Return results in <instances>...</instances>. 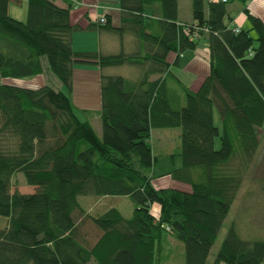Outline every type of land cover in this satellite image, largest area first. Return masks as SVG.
<instances>
[{"label":"trees","instance_id":"1","mask_svg":"<svg viewBox=\"0 0 264 264\" xmlns=\"http://www.w3.org/2000/svg\"><path fill=\"white\" fill-rule=\"evenodd\" d=\"M72 1L27 0L21 20L9 11L21 0H0V77L44 74L45 57L59 80L58 88L0 80V264H174L181 249L184 264H205L242 182L225 164L259 145L264 19L248 0H238L247 27L231 22L234 0H191V20L178 19V0H118L119 25L105 15L82 25L71 21ZM97 27L131 32L144 51L73 48L74 30ZM201 36L208 71L192 86L170 65ZM77 63L99 67L100 134L92 110L72 99ZM122 64L135 75L111 69ZM156 127L179 128L166 167L152 149ZM18 172L33 190L13 185ZM164 173L191 189L155 186ZM80 194L127 195L132 211L88 207ZM211 264H264V238L242 236L232 220Z\"/></svg>","mask_w":264,"mask_h":264},{"label":"rangeland","instance_id":"2","mask_svg":"<svg viewBox=\"0 0 264 264\" xmlns=\"http://www.w3.org/2000/svg\"><path fill=\"white\" fill-rule=\"evenodd\" d=\"M74 1V0H73ZM249 1V0H248ZM248 1L246 2L248 6ZM14 3V2H13ZM240 1L234 0L230 2V14L232 17L231 22H236L241 24V17L246 20V16L244 11L237 8ZM10 12L15 15L14 17L19 18L21 20H26L27 15V0H21L20 3L15 2ZM252 6V5H251ZM249 7V6H248ZM253 7L255 10H262L264 14L263 7L258 3V0L253 2ZM255 12V11H254ZM240 13V14H239ZM12 15V16H13ZM248 26V21H245L243 27ZM253 36H255V31L252 30ZM256 44V41L253 42ZM44 63L46 65V70L44 74H38L31 78H14V77H3L5 80L19 83V84H41L46 82L47 84L52 85L55 88H58L59 80L58 78L51 72L47 67L46 58L44 57ZM115 73H123L125 75H135L136 70L131 65L122 64L119 66H113L111 68ZM0 77V80L3 79ZM200 77L195 83L201 80ZM57 79V80H55ZM91 88L86 89V92L90 93V101L88 103L79 101L83 99L84 93L73 95L72 99L75 105L77 106H88L89 109L92 110L91 113V122L93 126L97 130L98 134L101 133V123L99 116L97 114V107H99V96L94 94L95 85L91 83ZM97 92L98 83H97ZM62 90H65V87H61ZM81 97V98H80ZM80 98V99H79ZM83 102V103H82ZM78 114L81 118L86 117L87 115H83L82 112L78 111ZM263 129V130H262ZM259 130V145L254 155L251 156L250 159H245L239 150L234 153L233 157H231L225 167L229 171H240L242 175V182L240 187L236 193V196L230 206V209L217 233V236L211 246L210 252L207 256L205 264H211L214 253L218 249L220 242L228 228L229 223L234 220L238 224V231L244 237L251 238L252 236H259L264 238V124L263 128ZM151 145L153 152L159 156V167L168 166V158L167 155L169 153L174 152L179 145V128L178 127H156L152 130L151 137ZM197 170H195V174L197 175ZM153 184L157 187L160 186H177L183 189H191L190 181L181 180L173 177L169 173H164L159 176L153 177ZM15 181V182H14ZM13 185L21 189L22 191H31L34 189L32 184H28L25 181L24 174L22 172H18L16 176H13ZM92 194H80L78 198L84 202V204L88 207L100 208L102 209L105 205L113 204L116 205L123 214L130 215L132 211V202L127 195H107L102 197H94ZM102 206V207H101ZM4 223V218L0 216V224ZM180 242V241H179ZM181 243V242H180ZM173 244L175 245V241L173 240ZM183 250L181 249V253L177 252L174 258V264H184L183 259ZM171 260L168 259L166 264H169Z\"/></svg>","mask_w":264,"mask_h":264},{"label":"crops","instance_id":"3","mask_svg":"<svg viewBox=\"0 0 264 264\" xmlns=\"http://www.w3.org/2000/svg\"><path fill=\"white\" fill-rule=\"evenodd\" d=\"M55 1L61 5H66L70 0ZM254 1H248L249 9L252 12L255 11L254 13L264 19V14L263 12L261 13L262 10H255L253 7ZM72 2L70 10L72 22H80L82 25H86L90 20H97L101 15H105L106 19H109L113 25H119L121 22V9L118 5V0H74ZM258 3L264 9V0H258ZM12 5L14 3L9 5V11L13 7ZM237 8L239 10L242 9L240 4L237 5ZM178 19L191 20V0H178ZM239 20H241L239 25L243 26L246 21L245 17H241ZM234 23L235 25L238 24ZM71 42L75 50H100L103 52L144 51L142 42L131 32L118 33L107 27L74 30L71 35ZM208 51L207 39L201 36L198 38L194 48H187L178 52V62H171L170 67L185 83L195 86L199 81L195 82L208 71ZM169 57L172 60L175 57V53H170ZM91 83L95 85L94 94L99 96L96 86L98 83L99 90L98 65L95 63L75 64L72 94L77 96V94L84 93L82 94L83 99L79 101H86L87 103L90 101V93L86 92V89L91 88ZM215 119H218L217 112H215Z\"/></svg>","mask_w":264,"mask_h":264},{"label":"built area","instance_id":"4","mask_svg":"<svg viewBox=\"0 0 264 264\" xmlns=\"http://www.w3.org/2000/svg\"><path fill=\"white\" fill-rule=\"evenodd\" d=\"M98 20H99L100 22H104V21H105V17H104V15L99 16V17H98Z\"/></svg>","mask_w":264,"mask_h":264}]
</instances>
